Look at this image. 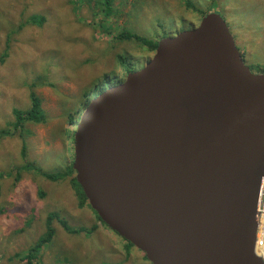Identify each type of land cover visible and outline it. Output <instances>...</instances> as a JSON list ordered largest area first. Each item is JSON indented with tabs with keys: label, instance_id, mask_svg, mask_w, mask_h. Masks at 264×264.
<instances>
[{
	"label": "water",
	"instance_id": "95a60500",
	"mask_svg": "<svg viewBox=\"0 0 264 264\" xmlns=\"http://www.w3.org/2000/svg\"><path fill=\"white\" fill-rule=\"evenodd\" d=\"M73 138L88 206L149 264H264V73L219 13L160 39L144 67L90 101Z\"/></svg>",
	"mask_w": 264,
	"mask_h": 264
},
{
	"label": "rangeland",
	"instance_id": "374dc122",
	"mask_svg": "<svg viewBox=\"0 0 264 264\" xmlns=\"http://www.w3.org/2000/svg\"><path fill=\"white\" fill-rule=\"evenodd\" d=\"M110 2L107 11L103 0H0V56L10 41L0 64V130L13 121V109L29 107L31 86L46 117L43 124L26 125L24 160L18 136L0 139V264H149L80 204L70 181L74 176L55 182L20 170L25 161L47 173L71 167L74 132L86 106L154 54L122 34L157 43L217 12L247 67L264 73V0ZM31 16L45 21L29 24ZM48 218L53 241L29 261Z\"/></svg>",
	"mask_w": 264,
	"mask_h": 264
},
{
	"label": "trees",
	"instance_id": "16d2710c",
	"mask_svg": "<svg viewBox=\"0 0 264 264\" xmlns=\"http://www.w3.org/2000/svg\"><path fill=\"white\" fill-rule=\"evenodd\" d=\"M103 1H104V4H103L104 10L109 11V9H110L109 6L111 3L110 0H103ZM44 21H45V18H43L42 16H31L28 20V23L32 24V25H41ZM122 38H125L126 40H134V41L148 47L152 51L155 50L156 45H157V43H155V42H152L150 40H146L144 38L138 37L137 35H132L130 33L122 34ZM9 42L10 41L8 39L6 41L5 51L0 56V64L3 63L5 58L7 57V50L9 48ZM30 89H31V91L29 92V107L24 109V110L13 109V111H12L13 121L6 124L5 127L0 130V139L3 137H9V136H14V135L18 136L21 139V143H22V145H21L22 146L21 157L23 160L25 159V155H26L25 140L28 136H30V132L26 129V125L27 124H33V125L43 124L46 121L44 111L41 107V100L38 97V95L32 90L33 89L32 86L30 87ZM24 163L25 164L22 165L24 167L20 170L35 171L37 173L36 176L42 177V178L47 179L49 181H55L56 182V181H60L64 178H66L67 176H69V177L74 176V171L72 170L71 167H68L64 173H60V172L47 173V172H43L40 168H38L37 166H35V165H33L27 161H25ZM27 168H29V169H27ZM19 179H20V174H19V171H17L15 173V181H18ZM70 181H71L72 185L75 186L76 189L78 190L77 196L79 198L80 204L82 206L86 205L87 207H89L87 202H86V199H85L79 185L77 184L76 180L74 179V177ZM89 209H91V208L89 207ZM49 216H51L53 218L56 217L55 214H51ZM97 219L99 220L98 217H97ZM100 223L105 226V224H103L101 221H100ZM61 225L63 226V228L67 232H70V233L74 232L73 229L68 227L63 221H61ZM77 231H78V229H75V232H77ZM52 237H53V229L51 227V219L48 218L47 222H46V231L43 235V239H41V241L39 243H37L33 247V249L29 252V254H28L29 261H32L33 258H36L37 253H39L41 251L43 245L47 246L48 244L52 243V241H53ZM123 241L126 243L127 248L132 247V245L130 243L126 242L125 240H123Z\"/></svg>",
	"mask_w": 264,
	"mask_h": 264
},
{
	"label": "built area",
	"instance_id": "2783aa9c",
	"mask_svg": "<svg viewBox=\"0 0 264 264\" xmlns=\"http://www.w3.org/2000/svg\"><path fill=\"white\" fill-rule=\"evenodd\" d=\"M256 211L259 218L256 249L264 263V176L261 178L257 192Z\"/></svg>",
	"mask_w": 264,
	"mask_h": 264
},
{
	"label": "flooded vegetation",
	"instance_id": "af4514ba",
	"mask_svg": "<svg viewBox=\"0 0 264 264\" xmlns=\"http://www.w3.org/2000/svg\"><path fill=\"white\" fill-rule=\"evenodd\" d=\"M243 57V56H242ZM122 82V81H121Z\"/></svg>",
	"mask_w": 264,
	"mask_h": 264
}]
</instances>
